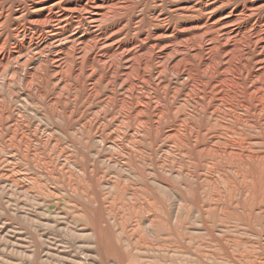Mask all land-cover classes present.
I'll list each match as a JSON object with an SVG mask.
<instances>
[{
  "label": "rangeland",
  "instance_id": "obj_1",
  "mask_svg": "<svg viewBox=\"0 0 264 264\" xmlns=\"http://www.w3.org/2000/svg\"><path fill=\"white\" fill-rule=\"evenodd\" d=\"M79 2L86 0H0V53H13L0 64V264H264V197L240 191L231 169L242 162L228 154L231 141H243V159H264V110L250 95L264 88V39L254 48L225 40L211 72L200 64L210 44L197 58L191 48L173 50L198 28L177 25L203 15L214 20L201 26L257 35L264 0H129L100 24L113 41L85 53L159 55L143 78L140 58L133 71L126 59H106L97 77L77 72L78 53L57 66L71 40L88 35L87 17L57 41H29L52 26L47 12ZM196 2L212 7L201 13ZM24 37L30 49L20 47ZM217 90L232 93L234 107H249L233 111ZM140 101L144 128L124 113ZM248 168L260 174L261 164Z\"/></svg>",
  "mask_w": 264,
  "mask_h": 264
},
{
  "label": "bare ground",
  "instance_id": "obj_2",
  "mask_svg": "<svg viewBox=\"0 0 264 264\" xmlns=\"http://www.w3.org/2000/svg\"><path fill=\"white\" fill-rule=\"evenodd\" d=\"M129 0H86V2H79L77 4H74V8H67L69 10H63V11H49L47 12L48 14L46 15L47 21H46V25H50L52 24V26L47 27V28H43V30H39L40 32H36L33 33L31 36L29 35L30 39L29 41H32L33 38L35 36L40 37V42L41 44H45L48 40H55L57 41L59 38H61L62 36H64L69 27H71V22H73L74 20H80L87 17L88 21V28L85 29V31L88 33V35L86 36H82V37H77L71 40L70 42V46L69 49V53L67 54H62L65 56H61L60 58L58 57V65L61 68H67L70 65V62H72V56L75 53H78L79 55H81V62L78 64V71L77 72H83L84 70L86 71L87 69L91 70L90 73V77H97L100 74V70L97 69V65L101 64L104 60L112 58V62L115 63L114 65H117L120 61L122 60H127L130 64L129 70H132L137 64L140 59L141 65L139 66V74L140 76L143 78V76L145 75V71L146 69H148V67H150V62H152V59L157 60L159 58V55H155V54H151L150 59L147 58L146 54H139L138 52H136L135 50H133V52L126 50L125 48V52L123 54H120L119 56H116V54L118 53L119 49L114 50V51H108V52H103L102 54H96L95 53H91V51L89 52V54L87 55L85 52L87 50L93 49L95 47H97L100 42L101 43H109L113 41L112 36L107 37V33L100 28V24L105 21L107 18H109L110 16H114L115 13H117L120 9H122L128 2ZM213 1V0H212ZM223 2V1H222ZM227 2V1H226ZM230 2V1H229ZM193 3V2H192ZM208 3V2H207ZM220 4V3H219ZM259 4V3H258ZM24 5V4H23ZM22 5V6H23ZM243 5V4H242ZM129 6V5H128ZM181 6V5H180ZM216 6V5H215ZM235 6V5H234ZM253 6V5H252ZM62 7V6H61ZM161 7V6H160ZM212 7V5H208V4H202L200 2H196L192 8L199 10L201 13H203L204 11H208L210 10V8ZM250 7V6H249ZM7 8V7H6ZM57 8V7H56ZM63 8V7H62ZM126 8V7H125ZM66 9V8H65ZM247 9V8H246ZM1 10V9H0ZM11 10V9H10ZM60 10V9H59ZM245 10V9H244ZM156 11V10H155ZM71 14H67L70 13ZM149 12V11H148ZM225 12V11H224ZM6 13V12H4ZM153 13V12H152ZM188 13V12H187ZM186 13V14H187ZM250 13V12H249ZM147 14V13H146ZM151 14V13H150ZM166 14V13H165ZM229 14V13H228ZM69 15H71L69 17ZM152 15V14H151ZM158 15V14H157ZM202 15V14H201ZM4 16V15H3ZM38 16V15H37ZM41 16V15H40ZM212 15L206 17V16H202L198 19H195L194 21H190V22H180V24L177 25L178 29H185L188 26L190 27H198L197 30L191 35H185V36H179L178 38H183V37H187L189 36V38H186L187 42L185 45L183 46H175L174 47V52L179 53V52H184L187 51L188 48L192 49L193 52V57L197 58L199 57V52L203 50V48L207 45L210 44L211 47H214L213 50L210 54H212L211 56H208L209 58L205 61V62H200L201 65H204L206 69L213 71L214 67H215V60L217 59V53H218V48L222 47L224 48L225 44L224 43L225 40L227 39H231L233 38V40H235L234 42H236V44H241L244 43L245 46L247 45L249 48L254 46L256 47L257 43L261 40L260 36L262 37V40L264 39V31H261L260 33H258L257 35L254 33L252 34H243L242 31L243 29H237V30H231L228 27L227 28H221V29H217L218 26L216 25H211V26H201L204 23H209L213 18L211 17ZM241 16V15H240ZM244 16V15H243ZM262 16V15H261ZM154 17V16H153ZM162 17V16H161ZM219 17V15H218ZM221 17V16H220ZM242 17V16H241ZM260 17V16H259ZM155 18V17H154ZM159 18V17H158ZM3 19V18H2ZM36 19V18H35ZM43 19V16L42 18ZM217 19V18H216ZM84 20V19H83ZM122 20V19H121ZM166 20V19H165ZM214 20V19H213ZM33 21V20H32ZM127 21V20H126ZM261 21V19H260ZM40 22V21H39ZM122 22V21H120ZM155 22V21H154ZM258 22V21H257ZM91 23V24H90ZM133 23V22H131ZM218 23V22H217ZM254 23V22H253ZM256 23V22H255ZM2 24V23H1ZM77 24V23H76ZM81 24V23H79ZM162 24V23H161ZM216 24V23H215ZM230 24V23H229ZM119 25V24H118ZM221 25V24H220ZM219 25V26H220ZM261 25V24H260ZM16 26V25H15ZM34 26V25H33ZM115 26V25H114ZM125 26V25H124ZM169 26V25H168ZM1 27V25H0ZM19 27V25H18ZM85 27V26H84ZM201 27V28H200ZM234 27V26H232ZM251 27V26H250ZM264 27V26H263ZM261 27V28H263ZM12 28H13V24H12ZM37 28V27H36ZM82 28V27H81ZM256 28V27H255ZM17 29V28H16ZM15 29V31H17ZM32 29V28H31ZM38 29H40L38 27ZM116 29V28H115ZM136 29V28H135ZM163 29V28H162ZM175 27H169V29L163 30V32L165 33H169V32H173ZM249 29V28H248ZM20 30V29H19ZM26 30V29H25ZM35 30V29H34ZM80 30V29H79ZM24 31V30H23ZM30 31V30H29ZM77 31V30H76ZM253 31V30H252ZM26 32V31H24ZM15 33V32H14ZM18 33V32H17ZM20 33V32H19ZM23 33V32H22ZM90 33V34H89ZM155 33V32H154ZM181 33V32H180ZM16 34V33H15ZM21 34V33H20ZM111 34V33H110ZM146 34V33H145ZM164 34V33H163ZM162 34V35H163ZM170 34V33H169ZM263 34V36H262ZM23 35V34H22ZM67 35V34H66ZM76 35V34H75ZM120 35V34H119ZM240 35V39L236 38ZM156 36V35H153ZM158 36V34H157ZM176 36V35H175ZM132 37V36H131ZM4 38V37H3ZM25 38V37H24ZM177 38V39H178ZM2 39V38H1ZM70 39V38H69ZM68 39V40H69ZM140 39V38H139ZM145 39V38H144ZM12 40V38H11ZM164 40V39H163ZM5 41V40H3ZM2 41V42H3ZM17 41V40H15ZM27 38H25L20 47H22L23 49L25 48V44L28 43L27 42ZM126 41V40H125ZM130 41V40H129ZM136 41V40H135ZM145 41V40H143ZM178 41V40H177ZM6 42V41H5ZM134 42V40H133ZM156 42V41H155ZM171 42V41H170ZM174 42V41H173ZM233 42V41H232ZM4 43V42H3ZM132 43V42H131ZM137 43V42H136ZM139 43V42H138ZM168 43V42H167ZM192 45H191V44ZM6 44V43H5ZM69 44V43H68ZM120 44V43H119ZM159 44V43H158ZM243 44V46H244ZM79 47H77V46ZM242 45V44H241ZM12 46V44H11ZM31 44L29 45L28 43V47L29 49L32 47H30ZM66 46V44H65ZM101 46V44H100ZM121 46V44H120ZM125 46H129V43L126 44ZM240 46V47H243ZM14 47V46H13ZM35 47V46H34ZM64 47V46H63ZM156 47V44H155ZM262 47V46H261ZM16 48V47H15ZM21 48V49H22ZM42 48V47H41ZM115 48V47H114ZM116 48H119L116 47ZM122 48V47H121ZM233 48V47H232ZM252 48V49H253ZM67 49V50H68ZM128 49V48H127ZM55 50V49H54ZM150 50V49H149ZM7 51V50H6ZM3 52L2 54L0 53V64L5 63L7 61H9V59L12 57V54L10 52ZM58 51V50H57ZM141 51V50H140ZM144 51V50H142ZM198 51V52H197ZM13 52V51H12ZM15 52V51H14ZM18 52V51H17ZM25 52V51H24ZM120 52V51H119ZM221 52H223V49L221 50ZM231 52V51H230ZM226 51L224 53V57L228 58V56H231V53ZM16 53V52H15ZM44 52H40V54H43ZM162 53V52H161ZM86 54V55H85ZM55 55V53H54ZM140 55V56H138ZM119 57V59L117 58ZM262 57V56H261ZM140 58V59H139ZM165 58V57H164ZM264 58V57H263ZM139 59V60H138ZM259 59V58H258ZM12 60V59H11ZM54 60V59H52ZM187 60V59H186ZM46 59L42 60L43 63H46ZM175 61V60H174ZM207 61H210L211 64H207ZM10 62V61H9ZM139 62V63H140ZM172 62V61H171ZM182 66L184 67V71L187 72L189 79H191V72L190 70H188L186 68V64L187 61L183 60L181 62ZM37 64V63H36ZM3 65V64H2ZM55 65V64H54ZM200 65V66H201ZM34 66V65H33ZM252 66V65H251ZM262 66V65H261ZM171 67V66H170ZM246 67V66H245ZM114 68V67H113ZM264 68V67H263ZM6 69V68H5ZM55 69V68H54ZM247 69V68H246ZM13 70V69H12ZM16 70V69H15ZM33 70V69H32ZM25 71V70H24ZM30 71V70H29ZM133 71V70H132ZM173 71V70H172ZM53 72V71H52ZM76 72V73H77ZM160 72V71H159ZM225 73V71L223 72ZM3 74V73H2ZM79 74V73H78ZM109 76V75H108ZM111 76V75H110ZM78 77V76H77ZM140 77V78H141ZM196 77V76H195ZM257 77V76H256ZM22 78V77H21ZM34 78V77H33ZM59 78V77H58ZM255 78V77H254ZM109 79V78H108ZM257 79V78H256ZM94 80V79H93ZM9 81V80H8ZM235 81V80H234ZM5 82V81H4ZM35 83V82H34ZM70 83V82H69ZM215 84V83H214ZM8 85V84H7ZM92 85V84H91ZM239 85V84H237ZM173 86V85H172ZM93 87V86H92ZM228 87V86H227ZM237 86L232 85L230 88L231 90L234 89V91H236ZM128 88V87H127ZM135 88V87H134ZM173 88V87H172ZM227 89V88H226ZM35 90V88H34ZM92 90H94V88H92ZM202 90V87L199 86V91ZM73 91V90H72ZM130 92L133 91V88H130L129 90ZM218 91V95L220 96L221 102H224V106H228V104H231L230 99L233 97L232 93L230 92H226L225 90H217ZM9 92V91H8ZM39 92V91H38ZM172 92V91H171ZM186 92V91H185ZM9 94V93H8ZM89 94V93H88ZM40 95V94H39ZM38 95V96H39ZM135 95V94H134ZM154 95V94H153ZM251 96H254L256 98H258L259 101V105L257 106V110H264V88H259V89H254L252 94H250ZM23 96V95H22ZM95 96V95H93ZM139 96V95H138ZM232 96V97H231ZM250 96V98H252ZM65 97V96H64ZM184 97V96H183ZM112 98V97H111ZM42 99V98H41ZM44 99V98H43ZM128 99V98H127ZM238 99V98H237ZM108 100V99H107ZM187 101V100H186ZM106 102V101H105ZM156 102V101H155ZM154 102V103H155ZM228 103V104H227ZM145 104L143 102H138L136 104V108L133 111H130L129 108L125 109L124 113H127L132 120H134L133 122H135L137 124V126L139 128H144L147 125V121L145 120L144 116H143V108ZM216 107L213 108V113L214 114H220L221 113V109H222V105L221 106H217V104L215 105ZM240 109H247L249 107L248 102L246 101H242L240 102V104L237 106ZM237 107H234L233 104H231V109H234L233 111L236 112ZM71 108V107H70ZM159 109V108H158ZM93 111V110H92ZM160 111V110H159ZM226 113H229L226 111ZM258 113V112H257ZM69 114V113H68ZM230 114L231 118H235L236 117V113L235 114ZM242 114V113H241ZM239 115V114H238ZM243 116V115H242ZM241 116V117H242ZM238 117V116H237ZM128 118V117H127ZM155 120V119H154ZM231 120V119H230ZM120 121V120H119ZM14 122V121H13ZM182 122V121H181ZM100 123V122H99ZM14 124V123H13ZM189 126V125H188ZM156 128V127H155ZM115 129V128H114ZM45 133V132H44ZM203 133V132H202ZM99 136V135H98ZM178 137V136H177ZM9 138V137H8ZM164 138V137H163ZM176 138V137H175ZM126 140V139H125ZM99 141V140H98ZM214 142V141H213ZM212 142V143H213ZM243 142V141H242ZM242 142H236V141H231L228 144V147L231 149L229 151V156H233L235 158H238L239 161L242 162V167L239 170H234L231 169V173H233V175H235L236 179L239 182L240 185V191L243 190L244 193L250 195L249 198H251L255 192H259V195L261 197H264V194H262V192L264 191V183H260L259 179L261 178V176H263L264 179V159L262 158H254L251 157L250 154H247V157H245L246 159H243V157L240 155V149L243 148V143ZM247 145V144H246ZM245 145V146H246ZM208 146V145H207ZM213 146V145H212ZM110 147V146H109ZM111 148V147H110ZM114 148V147H113ZM61 150V149H60ZM199 150V148H198ZM14 153V152H12ZM182 154V153H181ZM176 155V153H175ZM105 159V158H104ZM249 161H255V162H259L261 164V169H260V174L256 173V175H253L252 172H250V169L248 168V162ZM89 173V170H88ZM213 173V172H212ZM177 174V172H176ZM221 177V176H220ZM221 179V178H220ZM224 184V182H223ZM168 185V184H167ZM9 186V185H8ZM96 191V190H95ZM11 193V192H10ZM239 193V192H238ZM174 197V196H173ZM130 198V197H129ZM103 201V200H102ZM172 207V206H171ZM220 207V206H219ZM174 209V208H173ZM219 212V211H218ZM223 213V212H222ZM147 214V213H146ZM205 215V214H204ZM119 217V216H118ZM147 222V221H146ZM170 236V235H169ZM174 236V235H173ZM171 237V236H170ZM175 238V237H174ZM179 241V240H178ZM182 241V240H181ZM145 246V245H144ZM160 247V246H159ZM261 262V261H260Z\"/></svg>",
  "mask_w": 264,
  "mask_h": 264
}]
</instances>
